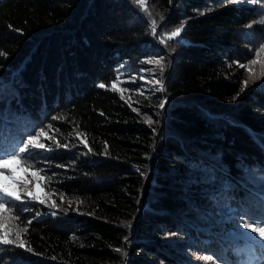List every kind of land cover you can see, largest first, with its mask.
Returning a JSON list of instances; mask_svg holds the SVG:
<instances>
[{"label": "trees", "instance_id": "1", "mask_svg": "<svg viewBox=\"0 0 264 264\" xmlns=\"http://www.w3.org/2000/svg\"><path fill=\"white\" fill-rule=\"evenodd\" d=\"M147 9L160 45L130 0H0V116L10 128L14 117L52 123L45 131L69 145L48 154L64 168L41 172L45 181L56 173L41 188L67 213L12 221L29 229L22 238L33 253L8 254L9 264H126L129 254L127 264H213L192 254L222 246L238 264L243 243L225 239L233 222L220 221L227 205L248 207L264 190V76L232 98L249 78L236 62L255 59L250 49L264 37V0H147ZM182 23L181 42L169 40ZM156 78L166 91H150Z\"/></svg>", "mask_w": 264, "mask_h": 264}, {"label": "snow or ice", "instance_id": "2", "mask_svg": "<svg viewBox=\"0 0 264 264\" xmlns=\"http://www.w3.org/2000/svg\"><path fill=\"white\" fill-rule=\"evenodd\" d=\"M228 2L240 5V4H255L259 0H228ZM130 3L136 7V10L141 12L146 18L149 19L150 23V35L154 38L158 45L162 44L160 36L157 33V23L155 18H151V13L147 9V0H130ZM211 8V6H209ZM160 20L163 21L164 17L161 16ZM11 27V26H9ZM252 25L248 26L250 30ZM185 30V26L182 23L180 27H177L170 34H167L169 40L173 42H181V33ZM246 30L244 35L251 36L252 33ZM20 31V30H17ZM255 47L250 49V52L255 55V59H252L248 65L239 64V68L247 69L249 73V78L242 82L240 91L232 98L236 100L239 95L245 91L250 82L260 79V76H264V37L254 40ZM169 52L174 51V49H168ZM6 57V54L0 52V58ZM164 57L161 56L154 61L155 65L159 69V77H163L167 65L163 62ZM143 64L144 61H141ZM147 63L152 64L153 61L149 60ZM261 65L260 75H256L252 68V65ZM232 65H230L231 67ZM123 67V66H121ZM145 71L141 69V72ZM149 72H154L153 69H149ZM141 79H144L141 76ZM135 77L131 78V83H135ZM148 83H154L158 87L150 89L152 92H164L163 80L160 78L154 79V81H148ZM7 87L4 81L0 80V90ZM99 88L103 89L106 87L105 84L100 83ZM116 82H112V89L116 90ZM260 89L264 90V84L258 86ZM123 91V89H121ZM139 91V89H137ZM167 103V96L161 100L158 105L159 109H164ZM212 118L211 116L209 117ZM56 118L54 117L53 120ZM9 119L6 115L0 116V264H9L6 256L8 254H17L19 256H26L33 253V249L27 246L26 241L22 238L23 233L28 232L27 227L19 228L15 226L12 221L19 220L21 216L25 213H31V219L26 221L27 224H31L33 220L40 218L42 215H50L56 217L58 211L67 213L66 208H62L58 205L55 200L51 199V193L44 192L41 188V182L47 183L51 181L53 176L56 175L52 172V175L48 177L45 181V177L41 175V172L49 171L53 167L64 168L65 165H53L50 159H48V154L53 152L55 148L68 149L69 145L67 143L61 144L59 140L55 139L54 136L48 134L45 128L51 129L52 123L47 125H42L37 128L36 125L32 124L26 118L14 117L13 123H15L14 128L8 127ZM147 123L151 126L153 120L148 117ZM153 133L156 129H152ZM77 137L80 133H76ZM250 138H253L254 142L259 139L255 137L251 132L249 133ZM47 139L51 144H46L41 142L42 139ZM81 143L87 146L86 140H81ZM261 150L264 151V139H260ZM75 147V145H73ZM155 149H153L154 151ZM91 152V148H88ZM105 154L107 150L105 149ZM45 157L41 161L40 157ZM43 163L46 168L38 167ZM34 169V170H33ZM23 171L25 175H30L32 180H21L16 176L17 171ZM140 171V169H137ZM146 175L145 173H142ZM34 183V187H29L30 184ZM264 187V186H262ZM256 199L250 201L248 207H241L239 209L232 208L227 205L226 213H223L224 220L220 221L233 222V230L228 232L224 237L230 241L242 242L243 248H236L234 251L238 254L239 260L238 264H264V190L253 194ZM61 201L64 200L63 194L60 197ZM71 204V201H68ZM39 206H46L48 211L41 212ZM15 213V214H14ZM128 224L126 227H130ZM175 236L176 233H171ZM128 237H124L125 241H128ZM205 246L207 242H202ZM229 249L221 247V251L216 254L221 259H224L226 264H230L227 261L224 253ZM116 252L121 253L122 250L117 248ZM123 257H127V252H122ZM194 257L198 258L204 262H213L216 264V256L214 255H202L198 256L197 253L192 254Z\"/></svg>", "mask_w": 264, "mask_h": 264}, {"label": "rangeland", "instance_id": "3", "mask_svg": "<svg viewBox=\"0 0 264 264\" xmlns=\"http://www.w3.org/2000/svg\"><path fill=\"white\" fill-rule=\"evenodd\" d=\"M157 29H158V27H157ZM258 70H260V71L255 70L254 73L257 74V73L261 72V69H258ZM163 77H164V75H163ZM164 88H165V83H164ZM167 102H168V98H167ZM16 176H17L18 179H21V180H25V179L32 180L33 179L30 175L26 176L23 171H19V170L16 172ZM29 187H34V183L30 184ZM134 232L135 231L132 232V235L134 234ZM129 256H130V254H129ZM129 256H128V259L125 262L126 264H127V261L129 260ZM198 256H200V254H198ZM196 260H198V258H196Z\"/></svg>", "mask_w": 264, "mask_h": 264}]
</instances>
